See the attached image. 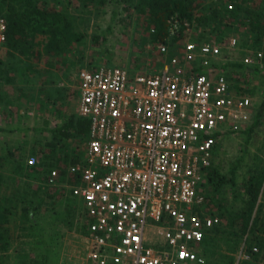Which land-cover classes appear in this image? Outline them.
<instances>
[{"label":"built area","instance_id":"obj_1","mask_svg":"<svg viewBox=\"0 0 264 264\" xmlns=\"http://www.w3.org/2000/svg\"><path fill=\"white\" fill-rule=\"evenodd\" d=\"M183 24L172 16L163 38L147 46L162 58L160 68L130 72L102 65L73 74L79 115L90 121L87 148L64 180L54 168L45 182L62 184L76 201L91 264H205L201 244L221 223L205 210L204 171L217 141L249 119L253 97L237 94L224 70L238 37L223 42L201 31L172 54ZM7 39L8 18L0 8V47ZM263 58L247 53L244 63L263 69ZM27 162L39 161L31 156Z\"/></svg>","mask_w":264,"mask_h":264},{"label":"rangeland","instance_id":"obj_2","mask_svg":"<svg viewBox=\"0 0 264 264\" xmlns=\"http://www.w3.org/2000/svg\"><path fill=\"white\" fill-rule=\"evenodd\" d=\"M54 1L50 0L47 6L55 8L58 0ZM61 1V6L76 17L75 31L83 37L81 42L54 56L44 52L46 35L39 29L32 30L39 26L36 21H43L41 6L44 0L0 1L6 16L19 13L30 20L28 30L35 51L33 56L26 58L18 51H10L7 45L0 47V156L3 157L0 163L5 175L0 199L12 206L6 225L10 240L0 249V264H89L85 233L77 221L76 201L70 198L62 184L49 187L45 182L46 169L66 171L69 165L84 156L87 141L71 137L52 149L51 129L62 126L72 115H79L73 79L77 70L118 65L130 72H146L162 66V58L147 48L154 43L148 15L138 14L134 4L94 0L82 6L78 0ZM196 1L207 6L209 2L211 6L216 2L219 5L232 2L237 14L232 19L216 17L207 22L202 19L203 23L195 20L192 24L195 30L191 28L193 33L182 30V37L171 44V53H178L183 42L195 40L201 31L223 42L228 41L230 34H235L238 46L225 54L227 67L224 70L237 94L253 97L249 119L241 130L220 139L212 164L226 178L231 177L234 168L237 185L232 187L224 182L218 190L211 191L204 185L205 177L203 179L205 210L208 214L218 215L221 224L206 236L205 249L201 250L207 264H247L248 261L264 264V250L258 246L257 255L248 254V259L242 255V247L247 246L232 234L241 225L239 215L245 211L246 181L256 169L264 170V114L248 134L264 103V68L256 69L244 63L247 53L259 51L264 57V33L262 38L255 39V32L250 30L253 16L239 10L238 4H245L243 0ZM261 3L264 4V0L248 2L253 10ZM211 11L209 8L212 16ZM98 36L100 39L96 40ZM226 47H229L228 43ZM165 58L170 59L168 55ZM31 156H36L39 161L35 172L29 169L27 162ZM54 163L56 166L52 167ZM65 175H61L62 180ZM22 206L27 209L22 210ZM251 218L258 219V227L264 230V179ZM160 234L154 236L159 238ZM217 260L220 261L217 263Z\"/></svg>","mask_w":264,"mask_h":264},{"label":"trees","instance_id":"obj_3","mask_svg":"<svg viewBox=\"0 0 264 264\" xmlns=\"http://www.w3.org/2000/svg\"><path fill=\"white\" fill-rule=\"evenodd\" d=\"M54 1V0H53ZM83 4L88 5L94 0H78ZM99 3L105 2L106 0H96ZM44 5L41 6V10L44 12L43 21H36V24H39L38 27L32 28L39 29L46 35V42L44 43V52L49 56H54L60 52H64L70 49L77 42H81L82 35L79 32H76L75 18L68 9H65L64 6H61L62 1L58 0L56 3V7L49 8L47 4H50V0H44ZM55 2V1H54ZM121 2H129L134 4L135 10L138 14H146L148 15L147 20L149 21V28L155 29V32L151 35L153 41H157L163 38L165 32H167L168 28V20L174 16L178 15L182 21L187 24L182 25V30H188V27L195 23V20H200L201 22L204 19V22H207L211 18L217 19L221 18V20L232 19L237 14V8L229 11L226 7L228 2H223V5H219V2L215 3V6H211L212 3L209 2L207 5H202L198 3L196 0H118V3ZM245 4L239 5V10L247 11L249 15L253 16L251 22V32L254 31L256 36L255 39L258 40L262 38L261 34L264 33V4L261 3L259 7L253 10L248 4L249 0H243ZM255 4V2H254ZM1 6V5H0ZM261 7V8H260ZM212 9L211 13L208 10ZM260 8V9H259ZM61 9V10H60ZM205 12V13H204ZM5 13V12H4ZM204 14V15H203ZM203 17H200L202 16ZM206 17V18H205ZM8 18V39L6 45L10 48V51H18L19 54L25 56L26 58L33 56L34 51V42L33 37L29 34L28 25L29 19L25 18L22 14H10L7 16ZM213 19V20H214ZM40 22V23H39ZM203 23V22H202ZM261 32V33H260ZM96 40H99V36L95 37ZM177 39V38H175ZM173 39V41L175 40ZM264 62V58H263ZM231 65V64H229ZM243 67V65H239ZM224 67H227L224 65ZM254 68V67H253ZM259 68L258 66L255 67ZM260 69V68H259ZM253 93V91H251ZM264 114V103L261 105L258 113V119L254 123L252 127L248 129V134L254 130V127L258 124V120ZM52 133V149H55L57 144H61L63 140H67L71 137H79L87 141L89 140L90 135V121L81 117L80 115H72L66 123H64L60 127H53L51 129ZM222 139V138H220ZM220 139L214 145V154H213V162L215 159V155L217 152L218 144L220 143ZM0 160H3V157L0 156ZM56 163L53 164L52 167H55ZM2 164L0 163V193L1 189L5 182V175L3 170L1 169ZM29 169L32 171H37V166L29 165ZM52 170L50 167L46 169L47 174ZM61 175H65L67 173L65 169L59 170ZM221 171L216 165H212L204 171L205 183L208 186V190L216 191L220 187L223 186L224 182H228L232 187L237 185L236 181V170L233 168L231 172V177L221 176ZM264 179V170L258 171L257 169L251 173V176L246 181L247 186L245 188L247 194L246 205L244 207V214L239 215V219L241 220V225L236 228L232 234L237 237L240 242H242L246 247H242V250L246 254L257 255L256 252L253 251V248H260V250H264V230L258 227V219L251 218L255 205L259 199V195L263 186ZM200 191L203 193L204 187L202 190V185ZM12 206L9 202L3 203L0 199V249L5 248L7 242L10 240V235L7 229V223L9 220V214L11 213ZM27 209V207L22 206V210ZM258 218V217H257ZM221 224V223H220ZM219 224V225H220ZM219 225L213 228L214 231ZM211 231V232H212ZM245 238V241L242 239ZM207 242V238L201 244V248L205 249V244ZM247 242V243H246ZM255 244V246H254ZM238 245V244H237ZM204 246V248H203ZM258 248V250H259ZM259 252V251H258ZM201 254L205 256L204 252L201 250ZM206 258V257H205ZM253 260H255V256H253ZM207 258L205 264H207ZM220 260H217V263ZM256 262L248 261L247 264H255ZM33 264H41V263H33ZM89 264H91L89 262Z\"/></svg>","mask_w":264,"mask_h":264},{"label":"snow or ice","instance_id":"obj_4","mask_svg":"<svg viewBox=\"0 0 264 264\" xmlns=\"http://www.w3.org/2000/svg\"><path fill=\"white\" fill-rule=\"evenodd\" d=\"M181 255L183 256V255H185L184 253H181Z\"/></svg>","mask_w":264,"mask_h":264},{"label":"crops","instance_id":"obj_5","mask_svg":"<svg viewBox=\"0 0 264 264\" xmlns=\"http://www.w3.org/2000/svg\"><path fill=\"white\" fill-rule=\"evenodd\" d=\"M110 66H115V65H110Z\"/></svg>","mask_w":264,"mask_h":264}]
</instances>
